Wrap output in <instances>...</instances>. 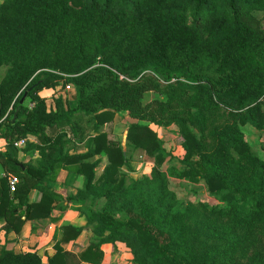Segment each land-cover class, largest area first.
I'll return each mask as SVG.
<instances>
[{"label":"trees","instance_id":"1","mask_svg":"<svg viewBox=\"0 0 264 264\" xmlns=\"http://www.w3.org/2000/svg\"><path fill=\"white\" fill-rule=\"evenodd\" d=\"M258 14L264 0H2L0 161L6 175L20 179L13 189L1 179L5 234L51 216L61 196L50 184L66 170L67 184L84 179L65 201L85 226L56 230L48 264H101L107 244L123 245L132 264H264V147L262 156L253 154L242 131L264 130ZM67 85L73 106L60 95ZM43 90L57 92L51 106ZM221 110L230 124L215 125ZM121 114L131 121V150L154 161L148 175L129 182L123 167L131 158L99 130ZM88 120L95 133L86 136ZM150 125L179 128L186 168L171 174L202 181L206 199L193 191L197 204L177 201L162 170L170 157ZM21 140L24 147H15ZM71 140H85L86 152L71 153ZM34 152V162L19 158ZM32 190L39 201L30 202ZM83 230L93 235L85 250L65 251L61 244ZM0 264L42 261L35 251L3 248Z\"/></svg>","mask_w":264,"mask_h":264},{"label":"rangeland","instance_id":"2","mask_svg":"<svg viewBox=\"0 0 264 264\" xmlns=\"http://www.w3.org/2000/svg\"><path fill=\"white\" fill-rule=\"evenodd\" d=\"M2 1V0H1ZM258 16L263 21V27H264V14H258ZM6 68L0 69V80L3 77L5 73ZM64 96V100L67 102V104L73 106L75 105V91L71 87L70 91H66L64 89V92L60 94ZM47 105H52V100L54 98L58 97L57 92L49 91L48 93H45L44 95ZM154 95L150 94L148 98H153ZM262 110H264V101H262ZM131 121L124 115H114L111 122H108L107 124L100 126V131L105 132L108 134V137L113 140L120 141L122 144L123 150H125L127 156L131 158V163H135L133 166L123 167L124 173H126V182H129L131 179L135 180L138 178H141L142 176L148 175L150 173L151 167H153L154 161L152 158L145 155L144 152L141 151H132L131 147L129 145V141L126 138L127 130H128V123ZM90 123V124H89ZM231 119L228 116V113L224 110L220 111V116L218 118V121L215 122V125H222V124H230ZM86 136L93 135L95 132L92 130V124L88 120L87 123L84 125ZM150 128L156 133L158 138L161 141L162 147L165 149V151L168 153L166 158H169L166 160V162L162 165V170L167 175V187L168 189L174 193L176 196V199L179 203L186 205V204H197L198 199L195 198L193 191L200 192L201 195L198 196L199 199H206V186L201 181L199 184H191L186 182L185 180H180L178 178L173 177L171 174V170L175 171H182L186 168V166L181 162L184 156V149H183V139L180 135L179 128L176 126H170L167 128L162 127H156L154 125H150ZM242 131L244 133V137L246 140L247 145L250 148V151L258 156H262V149L264 147V130H258L254 128L253 126H244L242 127ZM67 135L68 131H66ZM49 134H52L50 132ZM85 136V137H86ZM86 140V139H85ZM84 140V141H85ZM75 144H85L84 141L78 142L77 140H71ZM205 143L209 147L212 142L210 138H206ZM84 150L80 153H84L87 150V147H83ZM74 152L77 153V150L75 148ZM104 155V154H101ZM99 155V156H101ZM37 155H34L32 157L33 162L35 161V158ZM101 158V157H100ZM214 204H217L218 201L214 200L212 201ZM101 203L97 204L95 209H98ZM73 211H76L73 209ZM78 213V211H76ZM79 214V213H78ZM80 216V214H79ZM82 216H80L81 218ZM84 220V219H83ZM258 233H261L260 231ZM92 241V238H91ZM88 246V245H87ZM85 250V248L83 249ZM81 250L80 252H83ZM126 251L127 256L131 258L129 252L123 245H118L117 247L112 248V251L119 252V251ZM101 251L103 254L102 261L104 258V245L101 247ZM74 254V253H73ZM76 255V254H75ZM101 261V264H102Z\"/></svg>","mask_w":264,"mask_h":264},{"label":"crops","instance_id":"3","mask_svg":"<svg viewBox=\"0 0 264 264\" xmlns=\"http://www.w3.org/2000/svg\"><path fill=\"white\" fill-rule=\"evenodd\" d=\"M49 91L50 90H43L40 92V96L45 97V93H48ZM0 145L4 147V151L2 152L4 153L5 142L2 139H0ZM83 147H85V145L75 144L72 141L67 146L71 153H75L73 148L77 150V153H80L84 150ZM34 155H37L36 152L33 154L23 153L20 154L19 158L26 161L29 158H32ZM100 157L101 164L98 168L99 174L106 164L105 155H101ZM133 165H135V163H130V166ZM68 175H70L68 171L61 170L58 174L56 182L50 184L51 188L61 196V200L53 203V211L49 218L28 220L22 225L19 233L11 232L7 235L5 234V231L2 230L4 222L0 220V253L3 248L12 250L15 253H27L35 251L41 257L42 264H48L49 257L53 256L55 253V242L53 241V238L56 230L65 225H70L74 228H84L85 221L80 218L76 211H73L74 205L65 201L68 197H74L76 195L77 190L83 185L84 179L83 177H77L76 179L72 180V184H67L69 180ZM5 176L6 171L4 170V166L0 161V186L1 179ZM40 196L41 193L37 190H32L29 192L30 202L39 201ZM22 219L24 220L25 218L22 217ZM91 238H93L92 233L90 231L83 230L75 240L64 242L61 244V246L65 251L74 253L78 256L81 253L80 251L89 245ZM81 264L89 263L82 262ZM102 264L132 263L131 258L127 256L126 251L120 250L119 252L114 253V251H112V246L107 244L104 245V258Z\"/></svg>","mask_w":264,"mask_h":264},{"label":"built area","instance_id":"4","mask_svg":"<svg viewBox=\"0 0 264 264\" xmlns=\"http://www.w3.org/2000/svg\"><path fill=\"white\" fill-rule=\"evenodd\" d=\"M65 90H66L67 92L70 91V90H71V86H70V85L65 86ZM14 145H15V147H17V148L24 147L25 142H24V140H21V141H19V142H16ZM3 151H4V147H2V146L0 145V154H1ZM6 178H7L8 184H9V186H10V189H13L14 186H15L16 184H18V182H19L18 178L15 177L14 175H6Z\"/></svg>","mask_w":264,"mask_h":264},{"label":"water","instance_id":"5","mask_svg":"<svg viewBox=\"0 0 264 264\" xmlns=\"http://www.w3.org/2000/svg\"><path fill=\"white\" fill-rule=\"evenodd\" d=\"M24 99H25V95L21 98V100H20V104L23 103ZM15 118H16V113H15L14 116H13V120H14Z\"/></svg>","mask_w":264,"mask_h":264}]
</instances>
